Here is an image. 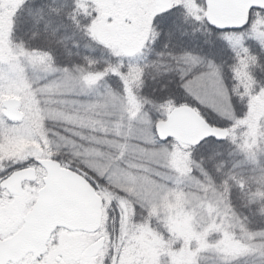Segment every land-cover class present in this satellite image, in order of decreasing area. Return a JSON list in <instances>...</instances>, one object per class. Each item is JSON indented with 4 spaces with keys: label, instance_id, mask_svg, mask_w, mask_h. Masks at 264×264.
I'll use <instances>...</instances> for the list:
<instances>
[{
    "label": "rangeland",
    "instance_id": "374dc122",
    "mask_svg": "<svg viewBox=\"0 0 264 264\" xmlns=\"http://www.w3.org/2000/svg\"><path fill=\"white\" fill-rule=\"evenodd\" d=\"M93 1L89 47L57 59L67 44L50 31L11 39L14 9L27 0H0V171L44 153L96 183L106 224L93 236L59 231L66 249L104 237L111 264H264V89H256L254 61H243L245 40L264 47V14L223 33L238 59V93L212 58L113 48L148 42L149 19L163 12L156 0ZM181 6L206 20V0H173L170 10ZM187 96L230 136L197 147L161 140L156 123ZM6 97L22 101L24 120L4 118Z\"/></svg>",
    "mask_w": 264,
    "mask_h": 264
},
{
    "label": "bare ground",
    "instance_id": "6f19581e",
    "mask_svg": "<svg viewBox=\"0 0 264 264\" xmlns=\"http://www.w3.org/2000/svg\"><path fill=\"white\" fill-rule=\"evenodd\" d=\"M49 2H53V5H51ZM88 0H34L32 3L36 6H46L44 8L45 13H43V16L26 22H21L20 25H18L16 20L12 18V25L13 27H9V30L13 32L12 34V40H17L20 35L27 31H35L38 33H42L45 31H50L53 34H56L60 36L67 44V47L61 51H56V58L59 59L61 55L67 56L71 53L85 50L86 47H89L87 45V41H83V37H85V33L89 32V27L95 20L98 10V4L93 1V3H87ZM173 2V0H172ZM203 4H205V0H201ZM47 3V4H46ZM185 3V2H183ZM207 4V0H206ZM172 8V7H171ZM171 8L167 10H163V12L157 16V18L149 19L148 25L146 27L147 32L150 31V34H148V44L151 47H160V49H163V43L168 44V51L171 52H177L178 54H186V55H203L205 57L212 58L217 61L218 65H221L222 73L225 77V80L231 89L237 91L239 93L240 89L244 90L242 86H240V89L236 90V86L238 84V75L235 71V65L234 63L238 62V59L234 57V51L232 50V47L229 46L228 43L224 41L225 38L223 36L224 32H237V31H244L242 30H219L214 26H210L208 24H205L204 21L205 18L202 16V21L198 20H192L194 17L190 16L188 17L185 12L183 11V7L179 10H170ZM208 9V4H207ZM254 8V12H257L260 10V8ZM253 9L251 10L250 14L252 13ZM264 11V10H263ZM260 13L264 14L260 11ZM85 34V35H84ZM89 35V33H87ZM227 45H226V43ZM259 41L255 40H245L243 45L246 47L247 50L243 54V61L249 57V60L251 59L254 61L253 71L252 74L255 78V81L257 82V88L264 89V47H259V44L257 43ZM93 48H91L92 50ZM95 50V49H94ZM151 85L148 84L147 88L151 89ZM254 89V91L256 90ZM232 92V91H231ZM244 92V91H243ZM180 94V93H179ZM241 94V93H240ZM181 96L184 94L181 93ZM235 96V95H234ZM233 96V98H234ZM8 99L14 98V97H6ZM4 98L1 101L2 105V113H4V106L3 101L6 100ZM188 102L186 104L179 106V108L186 107L187 109H192L198 116H200L203 119H209L208 116L204 115L199 109H197L195 106H193V103L190 101L191 98L187 96L186 99ZM236 102H239L237 99V96L235 97ZM237 106H241L240 104H237ZM178 108V109H179ZM252 112H255V107L252 109ZM169 116V114H168ZM166 121V119H165ZM208 121V120H207ZM164 122V120L162 121ZM160 123L157 122L156 125ZM210 123V122H209ZM211 124V123H210ZM155 125V129H156ZM211 127H215L210 125ZM215 128H222L221 126H216ZM228 131V136H230V130L226 128ZM157 133V132H156ZM182 145L186 146H192L197 147L200 146L202 141L199 144L192 145L184 142H180ZM132 152V151H131ZM57 162L61 169L75 172L76 174L80 175L83 179H85L88 184L94 189L96 195L101 199L102 205H101V222L100 227L98 230L90 232L86 230H70L68 228H60L64 229L65 232L69 233H79L82 235H89L93 236L100 232L102 227L105 226V200L104 197L101 195V191L99 187L96 185V183L82 170H79L78 168L66 164L62 162L60 159L56 157H48L44 153L38 154L37 156H29L27 159L19 164H14L12 166H9L6 170L0 171V177H3L4 179L9 174V178L14 175L15 173L31 170L33 171V180H25V182H37L36 184L40 183L43 179V186H45V180L48 177V171L46 167L43 165V162ZM8 179V178H7ZM6 179V180H7ZM4 180V181H6ZM4 181H1L2 183ZM0 182V183H1ZM1 183V188H3ZM22 183V188H23ZM41 184V183H40ZM9 191V190H8ZM24 193V190L22 189V193L18 194V196H22ZM151 196V195H150ZM205 205H208V207L213 208V204L210 202L205 201ZM208 217H206L207 219ZM214 216L208 218V222L206 224H211L209 227L203 228L202 231L204 233L209 232L210 227L214 226L216 223L213 222ZM213 222V223H212ZM227 221H225L226 223ZM58 230V229H57ZM95 241V242H94ZM90 245L86 248V256L93 257L98 255L102 250H104L105 247V241L106 239L104 237H98L95 239ZM100 241H104L102 246L98 250V244H100ZM264 248V247H263ZM96 254L93 255L94 251H96ZM45 253L38 255L37 257L43 256ZM236 258V257H235ZM234 257H226V259L232 260L235 259ZM234 261V260H232ZM230 261V262H232Z\"/></svg>",
    "mask_w": 264,
    "mask_h": 264
},
{
    "label": "water",
    "instance_id": "95a60500",
    "mask_svg": "<svg viewBox=\"0 0 264 264\" xmlns=\"http://www.w3.org/2000/svg\"><path fill=\"white\" fill-rule=\"evenodd\" d=\"M163 7H169L172 0H157ZM206 18L210 25L219 30H241L248 22L253 8L264 9V0H207ZM20 101L6 99L4 114L14 120L23 119L18 110ZM162 140L175 138L184 143L196 145L209 137L225 140L227 129L213 128L192 109L179 108L169 118L157 125ZM48 171L45 186L24 216L18 230L0 241V264L18 262L29 252L36 256L47 251V242L57 228L96 231L101 222V199L94 189L80 175L61 169L57 162H43ZM33 171L15 173L2 183L12 194L22 193V183L33 180ZM104 241L98 244V250ZM94 251L93 255L98 251Z\"/></svg>",
    "mask_w": 264,
    "mask_h": 264
},
{
    "label": "flooded vegetation",
    "instance_id": "af4514ba",
    "mask_svg": "<svg viewBox=\"0 0 264 264\" xmlns=\"http://www.w3.org/2000/svg\"><path fill=\"white\" fill-rule=\"evenodd\" d=\"M140 41L139 43H141ZM131 43V42H130ZM125 43L121 44L117 42V50L121 53H126L129 50L136 49L139 46L144 48L148 47V51H153L155 53H162L167 55H175L178 53H173L168 50L157 49L147 45V42H142L141 44ZM139 44V45H138ZM138 45V46H137ZM127 54V53H126ZM128 55V54H127ZM264 108V106H262ZM258 109H255V111ZM9 174L4 179L0 177V182L9 178ZM2 183V182H1ZM0 183V240L6 238L8 235L15 232L21 224L23 223V217L27 210L31 206L34 197L38 193V190L43 186V179L40 183L37 182H25L23 183L24 193L22 196L17 194H12L10 191L1 188ZM26 187H28V192H26ZM29 199V200H28ZM25 208L23 209V207ZM59 231H64V229L55 230L51 235L47 248L48 250L41 257H37L34 252H29L26 256L19 262L10 261L7 264H111V255L103 250L96 256L89 257L86 256V248L93 242L82 241L77 246L71 249H66L61 239H58ZM95 242V241H94ZM106 246V241H105ZM105 248V247H104Z\"/></svg>",
    "mask_w": 264,
    "mask_h": 264
},
{
    "label": "trees",
    "instance_id": "16d2710c",
    "mask_svg": "<svg viewBox=\"0 0 264 264\" xmlns=\"http://www.w3.org/2000/svg\"><path fill=\"white\" fill-rule=\"evenodd\" d=\"M34 0H27V2L23 3V4H19V5H16L15 9H14V13L12 14L13 18L16 20V22H18L17 24L20 25V21L21 22H26V21H31V20H35L41 16H43V13H41V11L46 7V6H40L38 7L39 5H31V3L33 2ZM51 5H53V2H49ZM33 4V3H32ZM47 4V3H46ZM30 8H33V11L34 13L32 15H30V11L28 13V9ZM255 10L252 11V13L254 14ZM263 12V10H259V12ZM45 13V11H44ZM252 13H251V16H252ZM205 24L206 21H204ZM209 25V24H208ZM10 34L12 36L13 32L10 31ZM12 38V37H11ZM148 44V42H147ZM157 49H160L159 45L158 47H156ZM162 50H169L168 49V44L166 43H163V49Z\"/></svg>",
    "mask_w": 264,
    "mask_h": 264
}]
</instances>
